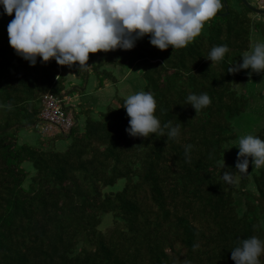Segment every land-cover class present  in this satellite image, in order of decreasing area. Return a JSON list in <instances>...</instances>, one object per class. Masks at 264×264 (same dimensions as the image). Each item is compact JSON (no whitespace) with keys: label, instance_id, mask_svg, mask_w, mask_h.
Listing matches in <instances>:
<instances>
[{"label":"trees","instance_id":"1","mask_svg":"<svg viewBox=\"0 0 264 264\" xmlns=\"http://www.w3.org/2000/svg\"><path fill=\"white\" fill-rule=\"evenodd\" d=\"M225 1L227 9L223 5L186 47L159 50L137 41L111 61L136 69L143 81L138 91L154 94L161 124H182L178 138L130 136L119 97L95 117L82 110V126L69 103L70 132L40 135L35 146L19 142L18 133L36 132L45 95L83 94L91 76L97 89L118 79L89 56L86 70L69 68L81 87L67 88L54 59L38 58L31 66L16 55L7 34L14 13L0 7V264H234L231 250L241 239H264V166L250 163L233 188L221 164L225 146L236 138L231 120L247 104L234 89L244 77L228 69L249 50L252 32L264 37V15L254 19L241 0L242 11ZM220 44L230 50L211 64L207 54ZM202 92L211 104L195 112L186 97ZM255 135L264 139V127ZM64 140L69 144L61 151L56 143ZM119 181L121 190H108ZM106 214L112 224L103 232Z\"/></svg>","mask_w":264,"mask_h":264},{"label":"clouds","instance_id":"2","mask_svg":"<svg viewBox=\"0 0 264 264\" xmlns=\"http://www.w3.org/2000/svg\"><path fill=\"white\" fill-rule=\"evenodd\" d=\"M0 7L6 15L14 13L7 25L10 47L31 66L38 58L41 63L54 59L60 66L86 70L91 66L87 64L90 53L130 50L145 36L159 50L186 47L199 36L204 23L219 13L223 0H0ZM229 50L227 44L215 45L206 59L211 64L219 62ZM246 69H251L249 77L264 71V42H257L228 72ZM186 102L198 112L211 104V98L206 92L190 93ZM121 107L129 117L126 132L132 137L180 136V122L161 124L150 91L128 95ZM192 148L191 144L185 146L186 159ZM236 148V171L246 174L250 163L256 168L264 166V139L246 134L238 138ZM231 170L225 168L226 180L232 179ZM262 255L264 239L255 235L241 239L231 250L234 264H264ZM180 264L192 262L185 259Z\"/></svg>","mask_w":264,"mask_h":264},{"label":"rangeland","instance_id":"3","mask_svg":"<svg viewBox=\"0 0 264 264\" xmlns=\"http://www.w3.org/2000/svg\"><path fill=\"white\" fill-rule=\"evenodd\" d=\"M252 7L257 8L258 0H245ZM228 5L234 11H242L243 6L240 3V0H228ZM254 19L263 20L262 15H255L250 13ZM207 20L204 23V27L200 34L207 31ZM199 34V35H200ZM142 45L152 46L149 43V37L145 36L144 38L138 40ZM257 42H264V37L260 34L259 31L252 32L250 36V47L247 52H250L254 45ZM120 49L110 50L108 52H97L90 53L91 64L97 63L99 60L103 61V68L108 71H112L113 75L118 79V82L115 85L105 82L104 88L97 89L98 83L97 80L91 76L89 78L88 85L85 87L86 90L82 92H72V95L68 96L70 98V104L73 106L75 112L79 114L78 123L82 126V123L85 119V114L81 113L82 110H89L93 117L97 116V113L105 110L108 103H115L116 98L126 99L128 95L137 92L143 87V81L140 79L139 75L136 72V69L128 70L127 67H116L112 64L111 61H118ZM110 60V61H109ZM241 62V61H240ZM59 70L65 75L66 87L71 85H76L81 87V79L79 77H73V73L69 71L68 66H60ZM251 69L241 70L236 72L237 75L244 77V80L237 84L234 89L240 93L244 94L247 99V104L242 114L236 116L231 120V124L234 127V132L236 133V138L234 141L230 142L224 148V156L221 161V164L225 168H231L234 172V175L229 184L231 187H238L242 175L240 172L235 170V163L237 161V152L236 148L238 143V138L246 135L253 134L255 135L259 132L260 129L264 127V71L260 73L253 72L251 77L248 73ZM82 94V95H81ZM19 142L26 143L29 145H39V142L43 138L33 130H22L18 133ZM69 144V141H58L56 147L64 151ZM30 173V176L34 174L32 166L30 163H24L22 165ZM124 186V181H119L114 187L108 188L111 191H119ZM112 224V216L106 214L103 216L102 223L99 227L100 230L105 232L110 228Z\"/></svg>","mask_w":264,"mask_h":264},{"label":"built area","instance_id":"4","mask_svg":"<svg viewBox=\"0 0 264 264\" xmlns=\"http://www.w3.org/2000/svg\"><path fill=\"white\" fill-rule=\"evenodd\" d=\"M259 10H264V0H258ZM69 97H56L47 94L42 99V108L35 131L42 137H53L68 134L74 125V112L69 107Z\"/></svg>","mask_w":264,"mask_h":264},{"label":"water","instance_id":"5","mask_svg":"<svg viewBox=\"0 0 264 264\" xmlns=\"http://www.w3.org/2000/svg\"><path fill=\"white\" fill-rule=\"evenodd\" d=\"M241 2H243V4L251 11V12H253V13H255L256 15H264V10H259V9H257V8H255V7H252L251 5H249L248 3H247V1H245V0H241ZM223 5H224V7H225V9H227V4H226V1L225 0H223Z\"/></svg>","mask_w":264,"mask_h":264},{"label":"crops","instance_id":"6","mask_svg":"<svg viewBox=\"0 0 264 264\" xmlns=\"http://www.w3.org/2000/svg\"><path fill=\"white\" fill-rule=\"evenodd\" d=\"M71 108L73 109V106L70 104ZM74 111V110H73Z\"/></svg>","mask_w":264,"mask_h":264}]
</instances>
